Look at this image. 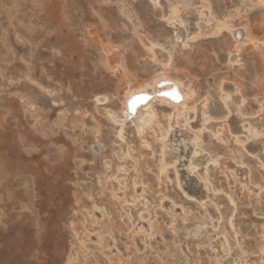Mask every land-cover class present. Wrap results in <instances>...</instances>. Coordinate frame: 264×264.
Returning a JSON list of instances; mask_svg holds the SVG:
<instances>
[{
    "label": "rangeland",
    "instance_id": "374dc122",
    "mask_svg": "<svg viewBox=\"0 0 264 264\" xmlns=\"http://www.w3.org/2000/svg\"><path fill=\"white\" fill-rule=\"evenodd\" d=\"M173 1L0 0V264H264V56L247 44L239 64L227 63L229 32L197 25L203 0L181 13L183 47L162 19ZM250 1L209 0L215 21L262 37L264 5ZM137 35L173 46L171 73L188 75L197 91L195 113L173 123L188 147L178 173L201 111L209 117L198 159L210 189L196 176L202 201L180 190L173 168L159 173L167 107L156 104L158 119L140 137L126 120L122 139L105 113H120L127 80L158 69ZM94 38L126 42L127 73L102 66Z\"/></svg>",
    "mask_w": 264,
    "mask_h": 264
},
{
    "label": "bare ground",
    "instance_id": "6f19581e",
    "mask_svg": "<svg viewBox=\"0 0 264 264\" xmlns=\"http://www.w3.org/2000/svg\"><path fill=\"white\" fill-rule=\"evenodd\" d=\"M152 1L155 6L159 4L158 2L159 0H152ZM188 3H190L189 0H174L169 5L168 12L166 14H163L162 16V19L164 18V20L170 26H173L174 35L172 37L174 38V41L175 42L178 40L181 41L180 43L183 47L186 46V41L189 39V36L187 35L186 30H185V24L187 21L185 20L186 17L184 18L181 17V13L184 11ZM249 4L263 6L264 0H251ZM196 11H197L199 20L201 21V24L197 22V25L198 27H201V29L206 28L205 33L215 36V34L221 32L222 29H225V31L229 32L232 38V44H233L232 45L233 49L229 51V54L232 51H234L232 55L228 54L229 57L227 59L228 60L227 63H229L230 65H234L236 63L239 64L240 62V59L238 57L239 52L241 51L243 46L247 44H251V47H253L254 49H259L262 54V57L264 56V36L255 37L249 31V28L247 25L245 24L236 25L230 22L229 19L227 18H223L220 20L216 18L217 21H215L214 20L215 15H213L211 3L209 2V0L201 1L200 6ZM185 14L187 13L185 12ZM182 15H184V13ZM138 37H139V40L144 50L146 51L147 57L149 58L150 62L153 63V65L158 66V69L156 68L157 71L154 74L152 73L153 75L146 80H143L137 83H132L129 80H127L126 86L123 91V96L120 102V108H119L120 113L116 114V112L111 111V110H107L105 113L108 114V116L113 121H116L119 123L120 128L118 131V136L122 139L123 138L122 129H123V125L126 120H129L133 124L137 132V135L140 137V135L143 133L145 128L149 127L156 120V117H157V111H156L157 109L155 107L156 104L167 107L169 110L168 113L165 115L167 125L166 127H164V129H161L163 127H159L161 131L158 134V139L160 141L159 153H158L159 158L157 160L159 173H164V171H166L168 167L173 168V170H175V176L177 180L176 183L179 186V188L181 187L180 190H183V192L188 197L197 198L202 201L204 200V198L208 196V194H207V191H205L204 188L202 187V184H200L196 180L197 179L196 176H198L201 179H204L206 182V185L204 186L210 189L209 174L207 173V168H206L207 164H204L202 166L203 162H201V160L198 159V153L201 147L200 145L201 144L200 142L201 134H202L201 128H205V123L207 122V120H209V117L206 114L205 110L203 109V111H201L202 117H203L201 127H199V129H195L193 131L194 133L192 134V137H189V140H187L192 145V147H191V150L188 152V160L186 161V163L184 162V165H186V168L181 169L182 172L180 171L179 172L180 174H179L177 168L179 166V163L182 162V160L180 159L182 155V152H180L181 150L180 146L184 147L185 145L186 147V144H185L186 137L184 136L185 138H182L179 141L176 140L174 135H176L175 133H178L177 132L178 130L175 129L173 123L174 122L176 123L177 119L180 117H183L184 118L183 121L187 123L186 114L188 113V111H192L193 113H195L197 109V105H196L197 91H196V88L192 85L191 81L188 79V77H186L188 75L181 76L177 72L171 73L172 69H177L175 68L176 66L174 67L172 64V56H173V51H174L173 46L164 48L163 43L161 44L158 41L152 40V38L144 39L141 36H138ZM94 40L96 43L99 44V46L101 47L103 51L100 62L105 69H107L108 71H112V72L118 69H122L123 72L127 71L125 67V63L123 62V54L125 53L126 46H127L126 42H124L125 45L123 44L112 45L110 43H105L95 38ZM260 52H259V55H260ZM126 73H125V76H126ZM185 78H187L188 81H185L186 80ZM219 90H218L219 97L225 104H227V101L230 98L229 94L227 92H224L221 87ZM173 93L175 95H172ZM107 98H108L107 96H103L101 98L96 97L95 100L97 102L100 100L105 101L107 100ZM205 100L206 99H204L203 102L201 103V108H203L206 105ZM243 102L244 100L242 98V101L240 103L241 106ZM159 122H157V126H159ZM250 130H251L250 133L252 135L259 131V130L257 131V129H254V128ZM132 133H133V130H132ZM142 141L146 146H149L148 142L144 140ZM200 168H204L205 170L203 172H200L199 171ZM161 177L163 178L162 175ZM202 226L203 225H200V228ZM260 247L261 248L259 250L263 251L264 246H260ZM236 258H238V256ZM68 261H70V259H68Z\"/></svg>",
    "mask_w": 264,
    "mask_h": 264
},
{
    "label": "snow or ice",
    "instance_id": "6c2138e0",
    "mask_svg": "<svg viewBox=\"0 0 264 264\" xmlns=\"http://www.w3.org/2000/svg\"><path fill=\"white\" fill-rule=\"evenodd\" d=\"M172 95H175L174 93Z\"/></svg>",
    "mask_w": 264,
    "mask_h": 264
}]
</instances>
